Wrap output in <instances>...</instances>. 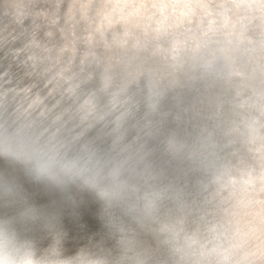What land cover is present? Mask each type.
Segmentation results:
<instances>
[{
	"label": "clouds",
	"instance_id": "clouds-1",
	"mask_svg": "<svg viewBox=\"0 0 264 264\" xmlns=\"http://www.w3.org/2000/svg\"><path fill=\"white\" fill-rule=\"evenodd\" d=\"M0 13V264H264V0Z\"/></svg>",
	"mask_w": 264,
	"mask_h": 264
},
{
	"label": "water",
	"instance_id": "water-1",
	"mask_svg": "<svg viewBox=\"0 0 264 264\" xmlns=\"http://www.w3.org/2000/svg\"><path fill=\"white\" fill-rule=\"evenodd\" d=\"M22 4L25 5H31L37 10L42 9H49L56 3V0H21ZM67 3V0H65V4ZM36 22V27L33 23ZM63 22V21H61ZM44 21L41 18H35L34 20L26 21V25H30V31L34 29H40V35L43 36V25ZM71 28H68V34L69 36H65L64 33L61 31L56 32L55 40H61L62 38L70 43L75 44V38L74 40H70L69 38L73 35V32H71ZM12 31L11 26L8 25L7 20L5 17H3L2 13H0V71H3L4 68H6L9 63L11 62V54L9 52V45L6 44L5 37H7L8 33ZM19 31V30H17Z\"/></svg>",
	"mask_w": 264,
	"mask_h": 264
},
{
	"label": "bare ground",
	"instance_id": "bare-ground-1",
	"mask_svg": "<svg viewBox=\"0 0 264 264\" xmlns=\"http://www.w3.org/2000/svg\"><path fill=\"white\" fill-rule=\"evenodd\" d=\"M42 10H44V9H42ZM61 23L63 24V22H61ZM33 24H34V26L36 27V25H35V24H36V22H35V23H33ZM67 31H68V29H66V30H65L64 32H62V33H64V35L68 37V36H69V34H68V32H67ZM71 32H74V30L72 29V30H71ZM69 39H70V40H74V36H71Z\"/></svg>",
	"mask_w": 264,
	"mask_h": 264
}]
</instances>
